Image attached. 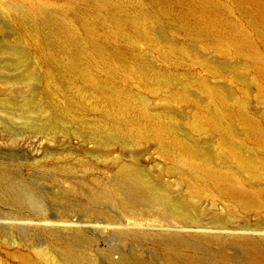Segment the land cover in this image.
Returning a JSON list of instances; mask_svg holds the SVG:
<instances>
[{
	"label": "rangeland",
	"instance_id": "obj_1",
	"mask_svg": "<svg viewBox=\"0 0 264 264\" xmlns=\"http://www.w3.org/2000/svg\"><path fill=\"white\" fill-rule=\"evenodd\" d=\"M94 1L0 0V81L18 82L22 76L37 72L36 91L28 90L26 96L32 95L35 106L44 101L47 62L41 60L29 30L3 12L5 4L31 8L39 17H46L53 10L66 11L74 16L77 14L81 18ZM142 1V6L134 2L129 4L128 9L136 14L152 13L167 35L175 38L182 48L170 57L165 54L166 38H125L118 33L110 39L111 43L125 49L129 57H141L150 65L147 77L134 74L128 67L127 71L120 68L114 81L126 93L129 90L133 92L128 93L136 100L125 109L82 82H65L62 91L52 95L61 102L70 99L73 102L72 112L61 111L57 128L44 135L38 127L48 122V111L36 109L28 112L23 97H15L17 100L13 97L12 103H8L6 93L0 91V218L4 217L0 219V264H47L43 252L48 250L47 247L55 248L60 243L83 252L89 264H116L119 260L124 264H170L168 255L174 256L175 264H231L226 259L249 260L250 248L242 241L240 243L241 238L254 240L259 246L263 244L264 202L256 199L247 187L249 177H246L245 171L235 169L228 173L227 178L238 189L237 195L220 192L214 185L196 191L192 188L195 175L186 166L185 155L172 148L169 140L161 142L139 135L137 131L133 134L124 131L115 139L107 129H111L112 115L119 120L125 116L134 118L139 114L140 107L146 106L148 112L155 115L154 122L168 127L172 137L184 135L189 139L196 138L202 150L219 156L224 151L222 133L215 129L197 131L192 125L196 118L215 112L221 106L216 98L219 94L227 96L235 109L224 120L234 128L242 153L253 154L264 166V135L258 137L249 132L247 122L240 119V115L247 114L252 123H258L264 129V37L239 0H210L218 13V32L211 36H200L192 29L182 27V23L190 17L191 0ZM112 10L110 14L114 13ZM107 13L108 9L102 6L105 19ZM208 13V8L199 7L195 17L200 19ZM237 34L250 39L251 46L247 48L232 43V36ZM16 43L24 52L27 51L26 62L16 63L8 53L9 46ZM240 102L244 107L237 106ZM96 128H102L101 131L111 138L100 142L94 137ZM222 163L233 165L231 159ZM126 168L141 171L154 182L159 181L168 188L172 197L187 196L198 208L203 222H207L204 224L206 228L194 225L183 227L166 219L155 223L150 219L130 218L131 221L114 201L93 198L84 192L88 187L97 189L100 182L105 184L117 180ZM24 183L49 196L47 211L39 206V212L32 208L36 207V202ZM14 189L20 193L18 196ZM21 189L27 193L23 195ZM129 191L127 195L135 198L136 193ZM15 197H21V202ZM31 199L35 205H32ZM27 201L31 202V206ZM41 210L44 214L53 212L70 218L68 221L73 226L67 229L44 224L46 219L41 220L44 217ZM17 214H24L31 220L13 219ZM214 216L219 218L217 222H223L219 224L226 225L230 230L220 231L212 223L216 221ZM203 229L211 234L206 235ZM192 251L196 252L195 258L191 256ZM64 264L75 263L68 261Z\"/></svg>",
	"mask_w": 264,
	"mask_h": 264
},
{
	"label": "bare ground",
	"instance_id": "obj_2",
	"mask_svg": "<svg viewBox=\"0 0 264 264\" xmlns=\"http://www.w3.org/2000/svg\"><path fill=\"white\" fill-rule=\"evenodd\" d=\"M134 2L139 3L141 6L143 5L142 0H95L89 11L81 18H79L77 14L74 16L66 11L53 10H51L46 17H39L36 16L35 12L31 8L21 7L18 4H5L2 7L3 12L11 15L20 26L29 30L35 47L39 51L41 60L47 62V68L44 72L46 84L43 103H39L35 106L36 102L34 103V98L31 97L32 95L30 97L26 96L28 90L33 89L34 91L35 89V83L39 80V76L36 74L37 72H29L30 74H27L26 76L20 75L22 77L21 79L19 78L18 82H12L9 80L0 81V91H4L6 93V96H4L6 97L5 99L7 102L12 103L11 99L13 100V97H19V99L20 97H23L25 100V103L23 104H25V108L28 112L36 111V109H46L49 115L48 122L43 121L44 123L37 126H39L38 129L40 133L47 135L49 132H53V129L57 128V121L61 116L59 114L61 111L65 113L72 112L73 102L70 99L61 102L54 99L52 95L53 93H57V91H62V85L65 84V82H69L70 84H72L71 82H74V84L76 82H82L85 85L90 86L93 90L99 91L111 100L118 102L122 109H125L131 102L136 101L128 93L130 90L127 93L123 91V88L121 89L115 83L114 79L118 76L120 68L126 69L125 71H127V67L132 70L134 74L139 73L141 77H147L150 65L141 57H129L125 49L121 48L116 43H111L110 39L118 33L125 36V38L128 36H154L164 39L166 38L165 54L170 57L175 56L179 48H182V46H179L175 38L171 37L170 34H168L170 36L167 35V31L161 22L152 13L141 12V14H136L129 10V4ZM239 2L248 12L251 20L258 25L261 35L264 37V0H239ZM190 3V17L186 18V20L182 23V27L187 29L190 28L200 36L215 35V33L218 32V23L216 22L218 13L215 11V7L212 6L210 0H191ZM102 6L108 9L107 19H105L102 15ZM199 7L208 8L209 13L200 19H196L195 13ZM111 8H113V14H110ZM176 26L178 25H175V27ZM175 27L174 29L178 28ZM231 42H236L239 46H247V48L251 46L250 39H247L242 34L233 35ZM7 50L16 63L24 62L28 55L26 54L27 51L24 52L25 50L19 48L17 43L9 46ZM220 65L222 64L220 63ZM180 95H182V93H180ZM216 98L221 106L217 107L215 112H210L196 118L193 120L192 125L197 131L202 129L213 131L215 129L216 131L222 133V145L224 151H221L219 156L212 155L208 150H202L198 139L196 138L189 139L184 135L172 137L167 129L168 127L165 128L166 126L157 125L154 122L155 115H151L146 106L140 107L139 114L134 118L125 116L122 120H119L112 115L111 129L107 130L113 133L111 137L115 139L119 138L121 135L120 133L124 131L131 132V134L137 131V134L139 135L149 136L152 139L161 142L169 140V145L172 148L183 152L185 155L186 166L190 168L195 175L192 188L196 191L198 189L201 190L204 187H211V185H214L217 189L219 188L218 191L220 192L222 191L226 194L230 193L237 195L238 189L233 186V183L229 181L227 176L230 171L232 172V170H243L247 173L246 177H249L246 182L247 187L252 190L256 199L260 202H264V166L262 165V162L253 154L245 155L242 153L241 146L235 138L234 128L225 122L224 119L235 110L234 107H232L233 104H230L231 101H228L227 96H219V94L216 95ZM3 102L5 103L6 101ZM237 106L244 107L242 102L237 103ZM240 111L238 112L242 114ZM246 115H240V119L247 122L249 132L257 135L258 137H262L264 135L263 127L258 123H252ZM29 121L30 120H28V122ZM101 129L102 128L95 129L96 135L94 137L100 142H107L111 137L108 136V133L105 131H101ZM181 156L183 157V155ZM225 159H231L233 161V165H223L222 161ZM4 181H6V179H4ZM100 183L97 189L88 187L86 191H83L86 195L93 196V198L103 197L105 199H109L110 201H114L113 203H116L122 209L123 214L129 217V219H150L154 221V223L160 221V219H166L171 223L181 224L183 227L186 225H194L198 228H204V224L207 223L203 222V218L198 214V208L196 209L194 207L195 205H192V202L188 200L189 198H186L187 196H170L169 190L166 186L159 181H152V179L146 177V175L141 171H134L130 168H126L121 171L117 180H112V182L105 184ZM14 184L16 183L14 182ZM26 187L28 190L26 191L36 202V207L32 206V208L34 207V209L36 208L38 211L39 206L41 207L40 209H43V211H47L45 208L47 209L48 207L46 203L49 196L44 191L35 189L30 185H26ZM8 188L10 187L8 186ZM21 190L24 193L25 190ZM129 190L136 193L135 198L132 199L127 195ZM14 191L16 192L17 190L14 189ZM18 193L16 192L15 194L17 195ZM25 193L23 195H25ZM30 196L28 199H30ZM233 197H235V195H233ZM19 199H21V197ZM138 200H141L142 202H138ZM14 201L17 200L15 199ZM30 201L32 202L33 199ZM30 201L27 202H29L31 206ZM32 205L35 204L32 202ZM41 213L44 214L42 210ZM216 216L213 218L216 221H212V223L214 222L213 224L217 225V228H219L220 231L226 230V232H228L227 230L229 228L224 224H219L223 222H217V219L219 218H215ZM12 218L23 219L25 221V219H30L31 217L29 218L24 214H17ZM0 219H4V217H1ZM42 219H46L44 224L57 225L67 229L73 226V224L68 221L70 218H64L63 215L62 217L57 216L53 212L50 214H44V217H42L41 220ZM49 219H60V222L54 220L51 221ZM61 219L64 220L61 221ZM129 219L128 221L131 220ZM152 221H150V223ZM22 222H20V224ZM147 222H149V220ZM23 225H25V223ZM203 230L206 235L211 234L209 233L210 231L205 229ZM22 236H24V234ZM18 237H20V235ZM28 239L30 238L28 237ZM24 240L27 241V239ZM239 241L240 243H245L250 248V251L248 250L250 252L248 254L250 256L249 260L246 262H240L232 259H226L228 262L231 264H264V242L261 246H259L254 240L241 238ZM13 242V244H17L16 241ZM71 244L73 245V243ZM47 248L48 250L46 249L43 252L47 264H64V262L68 261L75 264H89L87 256L83 252L80 253L73 247H68L60 243L57 244L55 248ZM191 254L194 258L196 257V252L192 251ZM167 258L170 264L176 263L174 256L168 255ZM196 262L199 263L198 259ZM116 264H124V262L119 260Z\"/></svg>",
	"mask_w": 264,
	"mask_h": 264
}]
</instances>
